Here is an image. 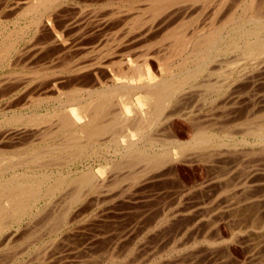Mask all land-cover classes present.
Returning a JSON list of instances; mask_svg holds the SVG:
<instances>
[{"label": "rangeland", "instance_id": "374dc122", "mask_svg": "<svg viewBox=\"0 0 264 264\" xmlns=\"http://www.w3.org/2000/svg\"><path fill=\"white\" fill-rule=\"evenodd\" d=\"M141 1L143 3H141L140 0H125V1L124 0L123 1L122 0H111V1L100 0V1L96 2L95 3L96 5L94 6V7H97V10L99 12L96 10L95 11L96 14H95V12H93L91 10V13H89V15H92V13H93V16H88V12H90V11L85 12L84 14H82L84 19H83V17H80L82 19V20L80 19L82 21L81 23H80V20L78 18L81 15V12L76 8L78 11H75L76 9L75 10L71 9V10H68L67 12H64L63 14H65V13L66 14L64 16L63 15L60 16L62 19H60V17H59V19H58L59 23L57 22L56 23L57 25L55 24L56 26L54 25L51 28V31L48 30V31L40 32L37 34L38 36L35 35V37H37V38H34V36H33L34 33L31 36V32H34V30H32L31 32H29L30 33L29 37L31 36L30 41H29V37H28V33H27V37L25 35L26 39L25 40L23 39L20 42V48L22 51L28 52L30 50L29 52H33L32 54H30L29 52L28 53L25 52V54L31 55L28 58L31 57L30 59H34V60H30L31 62L29 61V63H31V64H29V67L34 66L35 63L37 64L40 61H41L40 62L41 65L40 66L35 65V67L39 66V68H35V69H34V67H32V68L27 67V69L29 68L31 70L30 71L28 69V71H27V69H24V70L21 69L23 67V65H20L21 67L19 66L18 68H15L13 66L14 67V69H13L12 67L10 68L9 66H8L9 68H7L6 63L0 64V79H1L0 83L2 81L5 84V85L3 83H1L2 85L0 84L1 85L0 86V88H1L0 89V131L1 132H8L11 130H23V129H25V126H27V124H26L27 122H25V121L19 122V123L18 122L17 123L7 122V121H10V119H12L11 115L13 114V110H15L17 108L16 104L20 101L19 99L23 97V96L21 97L20 95L18 97V94H16L15 90H14V92H12L13 87H14L13 84L17 85V86L19 85V87L21 88V87H23L21 84V80H22V83L24 81L27 82V79L29 77L30 78H29L28 82L29 81L33 82L34 72L37 73V72H40L41 70H42V72H44V69H45L44 67L47 68L49 65H50L49 67L51 69L55 67V70H50V68L45 69V71L48 70V76H47V74H46V76H45V74L43 76L46 77V79H49L50 81L53 79H56V80L59 79V81L60 80L63 81L59 87L60 92L50 94L47 97H42V100L45 102L40 107L38 105L36 106L35 104H34V106L31 105L32 107L30 106V104L27 105V107L24 108L25 112L28 111L29 108H32V109L38 108L39 112H41L42 114L44 113L43 115H45V114L47 115L48 111L50 112V113L48 112V114L51 115L52 112L57 111L58 109L62 108L61 103H65V101H68L67 99H69V97L72 95L71 93L75 92L74 90H76V91L77 90L79 91V89H80V91L83 90V92H81V93L85 96L89 93H93V92H91L90 89H92V91H97L98 93L108 90L106 88V85L109 88V86H111L113 84L112 81L114 79H115L114 81L117 84H121L122 82H124V80L121 77L118 78L119 76H118V74H116V73H118L117 72L118 70L116 69L117 67H115L111 64H110L111 65L110 67L112 68V66H113V68H115L116 70L115 69L111 70L110 67H108V71H106L107 69H105V71H103L104 70L103 69L102 72L99 70V75H98L99 78L98 79L102 81V82L100 81L101 83H103L105 81V85H103L104 84L103 83L101 86L100 82H99L100 83L99 84L97 81H93V80H95V77H92V75L90 77V74L88 75L89 77L86 76L87 73H91L92 70H96L98 67H100L104 63L108 62L107 60H112V57L115 59V60L113 59L112 61L115 62L117 57L115 58L114 56H118L120 54V56L122 55L123 59L125 57V59H124L125 62H123V60H121V62H123V64H124L122 66L125 69H128V68H132V67L137 66L139 63L143 64V61H144L143 57L147 58L149 54H154V52L155 53L158 52L159 49L161 50L162 48L163 49L165 48V50H168V52H169L170 46H173L174 43L172 40H171V42L169 41L170 40L169 38H171V35H169V34L172 33L169 31V28H167V27L165 28V25L164 26H162V24L160 25V23L162 22L164 17L163 18L159 17L157 19H154L155 17L153 15H151L152 14L151 11L153 12V8L149 7V6L147 7V5L150 4V1H148L149 3L147 2V0H141ZM12 2L14 3L15 1L14 0H3V1L0 0V21H1L0 22V29H3V26H4V28L8 29V30L6 29L7 33L4 32L3 35H8L9 33H11L14 30V32H12V37L14 38V35H15L16 39H21L24 36L23 29L25 30V34H26V29H25L26 22L24 20H22L21 17L18 18V20H17V17H15V16L10 17V12H9L8 17H7V14H8L7 9L8 8H5V7H7V6L10 7L13 4ZM99 2H101V3H99ZM122 2H125V3H122ZM129 2L134 4V6L131 8H134L136 6L135 7L136 9L135 10L132 9L133 11H131V12H133V15H131V17L135 16L134 14H136V10L138 9L139 6H140V8L143 7L142 9L147 7L149 10L146 9L147 11H143L144 13L142 12L143 13L142 15H141V13L139 15H136L137 17H135V19L134 18L133 19L127 18V19H123L124 21L122 20V18L117 17V15L116 16L114 15V17H115L114 20L116 21V23L109 24V22H114L113 21L114 17L112 19H109V18L112 17L110 15H113V13L115 14L116 10H118L119 8H121V10H122V7L124 9L123 11H125V9L129 10L130 6L133 5ZM144 2H145V4H144ZM213 2L216 4H214ZM243 2H244V0H243ZM243 2H242V0H238V1L237 0H217V1L216 0H208L207 2H200V3L198 2L196 4L194 3L192 5V6H194V8L190 5V4H192V2H185V3H183L184 4L183 5L182 2L179 3V2H177V0H166V1H163L161 4L165 3V5L166 4L168 6L171 5L170 8L168 10H166L165 14L167 15L168 11L170 13V14L168 13L169 15H172V14L175 15L176 14L175 20H178L177 16H178V18H180V15L182 14V12H184L185 10H189V9L191 10L190 7L193 8L189 12V14H187V17L185 19L186 24L177 26L176 23H178L179 21H177L174 24V27L177 26L176 29L180 30V33H181L180 35L188 34L191 36L194 33V31L198 32L203 28H205L204 30L209 31L210 28H207V27L211 24L210 22H212V23L216 22L217 26H220V25H223V23L225 24L226 22H228L229 18H231V17L236 19L239 16V14L241 13L239 6ZM74 3L75 4L78 3L77 5L80 4L79 7L81 5H83V3L82 2L79 3V1H74ZM102 3H103V5L105 4V6H103ZM107 3L109 4V6L110 5L111 6L109 7ZM135 3H137V4H135ZM106 4H107V6H106ZM176 4L178 5V7ZM213 4H214V6L215 5L216 6L215 7L212 6ZM217 4H219L218 6L220 8L218 10L217 15L214 16L213 14H210V13H215V11L218 7ZM137 5H138V7H137ZM112 6L114 9L115 8H117V9H115V10L111 9ZM179 6H182V7H179ZM102 7H104V8L106 7V10L102 9ZM124 7H127V8H124ZM174 8H175V10H174ZM176 9H179L178 12ZM112 10H114V11H112ZM173 10L176 12L172 13L171 11H173ZM192 11L194 13V14L192 13L193 16H191ZM259 11L258 10L254 11V13L252 12L251 14H254V15L258 14V13L261 14V12H262L264 15V9L263 8H261ZM68 12L72 13V14H70L71 16L69 15ZM111 12H112V14H110ZM146 12L149 16L146 14ZM99 13L102 14L101 17H100ZM149 13H151V14H149ZM106 14H107V16H106ZM177 14H179V15H177ZM208 15H211V16L209 17ZM5 16H6V18H5ZM65 16H66V19L64 18ZM68 16L69 17L77 16L78 19L75 17L76 18V19L74 18L75 21H73L72 18L70 19V22L72 21V23L74 24V25L72 24L73 26L71 25V23L70 24L68 23L69 22ZM94 16H96L97 18L96 17L94 18ZM104 16L108 17V19L105 18L106 21L104 20V23H103L102 19H104ZM170 17L172 18L173 15ZM211 17H212V20H211ZM86 18H88V19H86ZM92 18H94V19H92ZM100 18H102L101 19L102 21L100 20ZM116 18H120V19L116 20ZM171 18H169L170 23H171V21H175L174 19H171ZM207 18H208V20H207ZM215 18L217 19L218 22L216 21ZM19 19H21V20H19ZM95 19H97V20H95ZM137 19L140 20V21L138 20V23L136 21ZM144 19L147 21L144 22L145 21ZM159 19L161 22L159 21ZM209 19H210V22L208 23V25H206L207 22H205V21H209ZM86 20H88V21H86ZM107 20H109V21H107ZM120 20H122V21H120ZM77 21H78V23H77ZM85 21L88 24H89V22H90V24L93 23L92 25L93 26L95 25V27H93L92 25L86 26L88 24ZM132 21H134V22H132ZM219 21H220V23H219ZM60 22H63L64 24L63 23L61 24ZM106 22L109 25H107ZM141 22L142 23L144 22V23L141 24ZM203 22H205L206 24H203ZM76 23L80 24V25L75 27L77 25ZM98 23H100V25ZM145 23L149 24L150 26L147 24L145 25ZM156 23H159V24H156ZM59 24L63 25L64 27L60 26L62 28H59L58 27ZM84 24L86 27H84ZM137 24H139V26ZM113 25H115V26H113ZM129 25H131L132 27ZM197 25L199 26V29H197L198 28ZM7 26H9V27H7ZM67 26H71V28L67 27ZM133 26H134V28H133ZM160 26H162V27H160ZM223 26H227V25H223ZM16 27H18V28H16ZM72 27H74L75 30ZM79 27L81 29H82V27H84L82 30L85 31V33L83 31L81 32V30L79 31L78 30ZM146 27H148L147 28L148 30L145 29ZM156 27H157V31L155 29ZM54 28L55 29L57 28V29L54 30ZM141 28L143 30L145 29L144 31H149L151 28H153L152 32L151 31L149 32V34L151 33L150 35H152V33H153V37L147 34L150 37L148 38L146 36H143V37H141V39L144 38L145 40L143 39L140 41L139 37L141 35H139V34L143 33ZM140 29H141V31H140ZM161 29H162V31H161ZM64 30H65V32H64ZM56 31L59 32L58 35H62V38L65 37L64 39L66 40V42H65V44L63 43L61 45H63L65 47L67 44L66 48H61L58 46H57L58 47L57 48L56 46H52L49 42H47L48 41L47 38H49V36L52 35L53 33H56ZM137 32H140V33H137ZM158 32L160 35L158 34ZM201 32H203V31H201ZM0 34H2V33H0ZM137 34H138V36H137ZM156 34H157V36L158 35L159 36L158 37L155 36ZM81 36L84 38L82 39ZM59 37H61V36H59ZM132 37H134V38H132ZM151 37H152V39H151ZM146 38H147V40H146ZM104 39L106 42L105 43H103V41L101 42V40H104ZM108 39L109 40L112 39L111 41H113L114 43L109 41ZM115 39H117V40H115ZM108 42H110V43H108ZM127 42H128V44H127ZM33 43H34V45L37 43V46L39 44H42V46L40 45V47H44V48L39 49V50L42 49V51H39L40 53L37 52L40 56L37 55L36 50L31 51V48L33 49V48L37 47V46L34 47ZM76 44H77V48H78V44H80L79 45L80 49L78 48L79 50L75 49L73 47V46L76 47ZM81 44H82V46H81ZM95 44H98L101 47L97 46ZM117 44L120 45V48L118 47L119 45H117ZM43 45H45V46H43ZM129 45L132 47H130ZM160 45H162V46L160 47ZM163 45L165 47H163ZM28 46H30V47H28ZM85 46H88V47L86 48ZM110 46L112 48H108ZM147 46H148V49H147ZM54 47H55V49H54ZM84 47L87 49L88 52L85 50ZM95 47H96V49H92ZM106 47H107L108 52H107V50H105ZM154 47H156V48H154ZM51 48H53L54 50ZM81 48L84 49L86 52H84V50H82ZM89 48H90V50H89ZM97 48H99V49H97ZM116 48H117L118 52L115 50ZM56 49L58 51H56ZM151 49H153V50H151ZM71 50H73V51H71ZM74 50H76V53H78V55L74 52ZM81 50H82V52H81ZM99 50H101L100 53H103V51L105 50L103 55L99 54V52H98ZM110 50L113 51V52H111V55L109 53ZM137 50H138V52H137ZM63 51H65V52H63ZM92 51L94 54L92 53ZM119 51H120V53H119ZM240 51L241 50L236 49V50L228 51L225 54L223 53L220 57L221 59L220 58L219 59H220V61H223L226 63H223V62L221 63L219 61V62H217V66H216V63H214L215 65L211 64V68H213V65L217 68L218 64L221 63L220 64L221 66L219 65L220 68L219 67L218 68L222 72L227 70L226 71L227 74L224 72V74H225L224 79L227 78L228 76L230 77V78L228 77L227 79H225L227 81H224V79L222 78L223 80L221 81V79H220V83H219L218 78H221L220 77L221 75L223 77L224 74L222 72H220L218 69L216 70V73L219 72L218 75L215 74V76L214 75H212L210 77L207 76V74L209 75V72H207L208 68H209V66H208L206 73L205 72H200V73L198 72L199 74L197 73V77H195V80H197V81L201 80L202 85L194 87L195 85H197V82H195V80L193 79L192 82H194L196 84L191 83V86H189V87H191V89L192 88L195 89L198 87L201 88V89L199 88V90H197V89L193 90L192 89L193 91H196L197 93L196 92L191 93L194 96H196V98H194V100L191 101V103H193V104H191L189 102V106L195 105V109H196L198 107V103H200L199 101L202 102V103H200L202 105V107L199 104L200 105L199 108L196 109V110H200V111H196L195 114L200 115L199 117H202V118H200V120L202 121V123L204 125H207V123H204V122L207 120L208 117H210L209 113L211 111V108L216 106V105L219 108L220 107L219 104L223 103V101H222L223 99H221L219 101V103H218V100H213V99H217L219 97L220 93H221V95L223 93H226L227 92L226 90H230L229 92H232L231 96L236 94L235 96L232 97V101L230 102V104H228V106H230V107L226 106L223 109H220V108L218 109L217 107H215L214 109L212 108V111H211L212 118L215 115L214 118H216V120L219 119L218 120V124H219L218 127L214 128L218 131H215L214 129H212V132L217 134L218 140H220L219 137L220 138L222 137L221 140H223L224 143L228 142V146L225 147L223 145L221 148L219 147L221 149L220 151L226 153V155H224V156H226L225 159H220L218 161V163H215L216 165L215 164L212 166L210 165L211 166L210 167V166L205 165V163L203 164V162L199 161V159L195 158L198 156L196 154H193V153H196V151H191V153L193 152L192 154L194 155L195 159L190 157L191 159H188L186 161L188 164L191 163V165H188L185 162H183V163L181 162L182 164L181 163L176 164L177 167H175V168H174V166H175L174 165L173 168L168 170V172L166 174L164 172H160L157 174L156 171H152V173L151 172L147 173V171L143 170L144 165H143V167H142V165L135 166L136 169L133 167L134 170H132L133 168H129V170H130V171L128 170L129 172L127 171V168L124 169V171L121 169L123 172L122 171L117 172V180H116L115 186L106 187V188H103L99 191L97 190V191H93L91 193L84 191L85 196H82L81 201H79L78 203H76L75 205H72V206L68 205V204H70V203H68L69 202L68 201V198H69L68 195L70 194L69 191H72V190L68 189L69 191L59 192L55 196L49 198L48 199L49 201H47V199L43 200V202L39 206L40 209L42 208L39 212L34 210L30 215L24 217L18 223L15 222V224H13L12 226H9L7 229H5V231L1 234L2 236H0V264H78V263L79 264H264V204H263L264 203V163H263L264 162V138L260 139V138L254 137V136H252L250 138V136L253 134H251L249 136V132L250 133L251 132L257 133V131L259 133L261 132L260 136H262V132H264V62L262 64L261 61L256 62V61H251V60H246V59L244 60L243 52L242 51L240 52ZM34 52H35L36 56H38V57H35ZM53 52H56V53H53ZM79 52H81L83 54V57L81 56L82 54H80ZM96 52H98V54H96V56H95L96 58H94V57L92 58L91 54L95 55ZM44 53H46V55ZM146 53H147V55H146L147 57L144 56ZM88 54L91 55V58H90V56L87 57ZM85 55H86V58H88V59L84 58ZM98 55H100L101 57L100 56L98 57ZM32 56H33V58H32ZM195 56H196V54L195 55L194 54H191V55L190 54H187V55L184 54L182 56V58L181 57H177L178 59L175 58L171 62L172 64H170V70L168 69L169 71L165 69L164 64L160 65V64H157L158 61L156 62V60H154V59H152V60L148 59V61H150V62H148V64L145 65L144 70L146 71L147 76L150 77V79H152V80H154L155 78H159L160 75L161 76L163 74L168 75L170 72L177 71L178 69L180 70V68L186 69V67H187V68H191V69L193 68L192 70H194V69H196L195 67H197L196 65L198 63L197 59H195L196 58ZM34 57L36 59L38 58V60L40 59V61H37ZM68 57H69V60H68ZM189 57H190L191 61L193 60L195 63L194 62L191 63L189 61L190 60ZM193 57H195V58H193ZM122 58L121 57L119 58V56H118L117 60L122 59ZM184 58H185V60H184ZM227 58H228V60H226ZM70 59L71 60L73 59V60L70 61ZM90 59H92V60L89 61ZM94 59H96V60L94 61ZM35 60H36V62H34ZM79 60H80V62H79ZM86 60H87V62L89 61L88 63L91 67L96 62L99 65L97 66V64H94L95 68L93 66V69H92L88 65V63H86ZM51 61L55 62L53 65L54 67L52 66L53 63L52 64L49 63V65L47 64L48 62H51ZM57 61H58V63H57ZM93 61H94V63H93ZM176 61H179V62H176ZM186 61L188 64L186 63ZM101 62H102V64H101ZM42 63H43V65H42ZM68 63H69V65H68ZM84 63L86 64V66ZM181 63H183V64L185 63L184 65L186 67H184L183 64L181 66L180 65ZM75 64L76 65L79 64V66H81L83 64L81 67H85L86 70H88V71L91 70L90 72H87L85 75L83 74L85 77H82V75L80 76L82 79L86 78V79H84V81L79 77L75 78L74 79L75 81H74V80H72L74 77H70V75H67L65 73L66 72V71H64L65 67H67V66L77 67V66H75ZM125 64H127V65H125ZM174 64H176L178 67ZM224 64H227V67L230 66L229 67L230 69L231 68H232V70L235 69V71H237V72L233 73V75H232V73L228 74V72H231L232 70L230 71V69L227 68L226 65H224ZM223 65H224V68L222 70ZM41 66H44V67H41ZM57 66H58V68L62 66L61 68L63 70L60 68L58 69ZM63 66H64V68H63ZM96 66H97V68H96ZM215 67H214V69H216ZM56 68H57V70H56ZM37 69H41V70L37 71ZM228 69H229V71H228ZM109 70H111V71H109ZM13 71H14V73H13ZM240 71H241V74H240ZM51 72H53L52 75L50 74ZM100 72L103 74H105V72H106V75L105 76L101 75ZM111 72H116V73L112 74ZM54 73L55 74L57 73V74L55 75ZM202 73L206 77L204 75L202 76ZM220 73H222V74H220ZM8 74H11V75L8 76ZM14 74H16V75L19 74V76H15ZM110 74H111V76L113 75L112 76L113 78L111 77L113 80L110 78ZM1 75H3V76H1ZM12 75H13L14 79H16V78L18 79V77H19L18 80L21 79L20 82L17 79L16 80L19 83H17L16 80H13ZM114 75H116V77ZM216 75L219 77H217ZM68 76L71 78V79L70 78H68V79H70L71 81H73L75 83H73V82L70 83V81L68 83V81H67L68 79H65V81H66L65 82L64 78L65 77L67 78ZM248 76H249V78L246 79V77H248ZM8 77L10 78V80L12 79V81H14V82L16 81V82L15 83L10 82ZM42 77H41V80L45 81L46 79H44V77L43 78ZM61 77L62 78L64 77V78L62 79ZM201 77L203 79L207 78L206 81L204 80L205 83L203 82V79ZM208 77L210 78V80ZM91 78H92V80H91ZM102 78H103V80H102ZM105 78L107 81L108 80H110V81L107 82L105 80ZM3 79H4V81H3ZM5 79H6V82H5ZM211 79L213 80V82H215L219 85L218 89L216 88L213 90H208L204 86L207 82H209V81L212 82ZM49 80H48V82H49ZM207 80H209V81H207ZM240 81H242V83ZM45 82L47 83V81H45ZM64 82H65V84L63 85ZM77 82H79V83H77ZM93 82H96V83H93ZM11 83H12V86H11ZM97 83L99 84V86ZM198 83H200V81ZM93 86H94V89H97V90H94L92 88ZM104 86H105V88H104ZM230 86L231 87L233 86V87L230 88ZM189 87H187L186 90H188L190 93L191 89ZM202 87H205V88H202ZM220 87H221V89H220ZM222 88L225 90L224 92H223ZM219 89H220V91H219ZM6 90H8V92ZM84 90H86V93ZM87 90H88V92H87ZM216 90H218V93L219 92L220 93L218 94L217 92H215ZM234 90H235V92H234ZM188 91H186V92H188ZM210 91L211 92L214 91V92L211 93ZM198 92L200 93L201 96L199 95ZM59 93H61V94H59ZM208 93H209V95H208ZM52 95L53 96L55 95V96L53 97ZM197 95H199V98L202 97L203 100L205 101V103L203 100H200L197 97ZM203 95L205 96V99H207L208 101L210 99H212L213 101L212 100L209 101L210 103L207 102V100L204 99ZM48 97L49 98L51 97V98L48 99ZM125 97H126V99L130 98L129 95H124L122 97V99H124ZM215 97H217V98H215ZM45 98H47V99H45ZM55 98L57 101L55 100ZM195 99H197L196 102H195ZM214 101L216 104H214ZM10 102H11V104H10ZM14 102H17V103L15 104ZM220 102H222V103H220ZM14 104H15V106L12 107ZM205 104H212V105H210L211 107L208 108L209 105H205ZM9 105L10 106L12 105L11 108L9 107ZM254 106H256V107H254ZM191 107H193V106H191ZM222 107H223V105H222ZM253 107H254V109L256 108V110H254ZM70 109H72V107ZM209 109H210V111H209ZM50 110H52V111H50ZM214 110H218V113H217V111L215 113ZM220 111H221L220 114L223 117L219 114ZM252 112H253V114L256 113L257 115L260 114L261 117H260V115H259V117H257L256 114H255L256 115V117H255V115H253ZM231 113L232 114L234 113V114L231 117H228L231 115ZM227 114H230V115L227 116ZM217 115L220 117H217ZM224 116H227V117H224ZM203 117H205V118H203ZM47 119L44 120L45 123L42 124V126H41L43 129H45V128L47 129V127H48L47 125H49L48 122L46 121ZM176 119L178 121L175 122ZM176 119L174 120L175 123H173V121L172 122L170 121L168 126H170V129L172 127L173 128L171 129V131L168 129V131H166V132H168L169 135H171L170 132L172 133L173 130L174 131L176 130L179 135L183 136V140H190V138L187 136L189 135V132H190L189 129L191 130V128H190L191 125L189 124V126L187 128L186 122L183 123V120L180 118H176ZM203 119H204V121H203ZM220 119H222V121ZM180 121H182V122H180ZM220 121L222 123H224V125L226 124L225 125V126H227L226 130L223 129V127L225 128V126L222 125ZM231 122H234V123L232 124ZM227 124L230 126H228ZM231 124H232V126H231ZM258 125H259V129L256 128ZM11 127L14 129H12ZM261 127H262V129H261ZM251 128H253L254 130H252ZM221 129L224 132L219 131ZM245 129H247V130H245ZM249 129H251V130H249ZM230 130L232 131L231 132L232 135L230 134ZM248 130H249V132H248ZM185 131L186 132L189 131V132L186 133ZM228 131H229V133H228ZM245 131H246V134H248V136L245 134ZM217 132H219V133H217ZM226 132L229 134L230 139H229V136L227 135ZM225 133H226V135H225ZM259 133H258V135H259ZM218 134H219V137H218ZM233 134H234V136H233ZM263 137H264V133H263ZM21 138H24V137H21ZM223 138H225V139H223ZM226 138H228V139H226ZM50 140H53V139H50ZM54 140L56 142L57 139L54 138ZM241 140H242V142H240ZM244 140H246V141L244 142ZM259 140L260 141L262 140V141L260 142ZM101 141L99 142V144L104 145L105 143L109 142L110 139H109V137H107L106 141H105V139L102 142ZM247 141L249 144L247 143ZM49 142H50V144H49ZM237 142H239V143H237ZM44 144L47 147H49L48 145H50V147H51L53 145V141L41 142L38 148H41V150H45V148L47 149V147H43ZM229 144L232 145L233 148ZM225 145H227V144H225ZM235 147H237V148H235ZM238 147H239V149H238ZM227 148H232L234 151L232 149H229L230 150V153H229V150L227 151ZM99 150H96L99 153L98 155L93 154V156H91L92 160L88 159L90 161L85 160L81 163L83 164V163L88 162V166H91V167L94 166L93 170L102 178L104 176V173H102L100 171L101 167L98 165L101 162L103 163V160L101 161L100 155H102V156L106 155L109 157L112 155L110 154V152H106V151L101 152V150L100 151ZM27 151H28V149L23 150L22 153L18 152L19 154L16 153L15 156L13 155L10 157L11 158L13 157V160H15L17 162L18 157H16V156H18V155L21 156L22 154L27 153ZM217 151L219 152V150H217ZM225 151H227V152H225ZM90 152H93V151H90ZM231 152H232V154L235 152L234 155H232ZM238 154H241V155L238 156ZM230 155H232V156H230ZM96 156H98V157H96ZM0 157L4 158L7 156H3V154H1ZM3 158H0V160H2ZM20 158H22V157H20ZM237 159H240V160H237ZM242 159H244L243 162L241 161ZM9 160L12 161V159H9V158L5 161L9 163ZM20 160L21 159H19V161ZM192 160H194L195 162ZM197 160H198V162H197ZM221 160H222V162H221ZM223 160H225V161H223ZM15 161H12V162L15 163ZM226 161H227V163H226ZM236 161H238V163L240 162V167H238L239 164ZM254 163H255V165H254ZM82 164H76L74 167L75 168L81 167ZM236 165H237L238 170L236 169L234 171V173H232V171L235 169V168L233 169V167H235ZM17 168H22V167L17 166ZM140 168L142 169V171L145 172V173L143 172L144 175L139 173V171L141 172ZM44 170L41 171L42 174L44 173ZM54 170L56 171L58 169H54ZM171 170H173V171L169 172ZM174 170H176V171H174ZM45 171L49 172V170H45ZM135 171L137 172V176L135 175L136 174ZM130 172H134L133 174L131 173L132 177L130 176L131 174H129ZM121 173H123V174L128 173L130 178L128 177V175L124 176L123 174L119 176V174H121ZM228 173H230V174H228ZM5 174L6 175H3V176H8L10 174V172L7 171V173L5 172ZM145 175L147 176V179H146ZM121 176H123V177H121ZM133 176L136 177V179H138L139 177L140 178L138 179V181L134 179V182H133L132 181L134 178ZM157 176H159V178ZM219 176H221V177H219ZM119 177H121L122 180L124 178H125L124 180H126V179H128V180H126V181L123 180L124 184H122L123 183L122 180H121V183H119L120 182ZM151 177H152V179H151ZM160 177H164V178H160ZM234 177H235V179H234ZM239 177H242V178H239ZM221 180L223 181V183L220 182ZM233 180L234 181L236 180L238 182H236V181L234 182ZM145 182H146V184H145ZM239 182H241V183H239ZM126 183L128 184V186ZM234 184L236 185V188H235ZM130 186L131 187L133 186V187L131 188ZM140 186H141V188H140ZM243 186H245V187H243ZM239 188H241V189H239ZM241 190H244V191L242 192ZM246 190H248V191H246ZM226 191H228V193ZM236 192H238V194ZM106 193H108V194H106ZM66 197H67V200H66ZM54 198H55V200H54ZM63 200H64V202H63ZM46 201L48 202V204ZM61 201L63 202V205H62ZM228 202H229V204H228ZM248 204L249 205L252 204L251 205L252 207L249 206ZM231 205H234V207L236 206L235 208H232L233 209L232 211L230 208L233 206H231ZM218 207H220V208H218ZM57 208H59L58 209L59 211L57 210ZM247 209L249 212L247 211ZM66 211H67V213H65ZM216 211L218 212V214L216 213ZM228 211L230 212V215H229ZM231 212L233 213V215ZM235 212H237V213H235ZM57 213H58V216H57ZM60 213H61V215H64V213H65V215L61 216ZM222 213H224V214H222ZM219 214L221 216H219ZM216 215H217V217H216ZM228 216H230L231 218H229ZM60 219H61V221H60ZM213 221H215V223ZM211 222H213V223L211 224ZM27 225H28V227H27ZM8 229H9V231H8ZM262 231H263V233H262ZM255 232H257V233H255ZM19 233H20V235H19ZM32 233H34V234H32ZM248 233H249L250 237H249ZM27 235H29V236H27ZM254 240H256L255 243H254ZM58 241H59V243H57ZM212 244H214L213 247H212ZM216 244L217 245L219 244L218 248H217V246H215ZM208 248H210V250H207ZM205 250L209 251V252H206ZM196 257H198V258H196ZM191 260H193V261H191Z\"/></svg>", "mask_w": 264, "mask_h": 264}, {"label": "bare ground", "instance_id": "6f19581e", "mask_svg": "<svg viewBox=\"0 0 264 264\" xmlns=\"http://www.w3.org/2000/svg\"><path fill=\"white\" fill-rule=\"evenodd\" d=\"M3 1V0H2ZM15 2L10 6V7H5V8H8V14H7V17L9 15V12H10V17L12 16H15L17 17V20L18 18H22V20H24L26 22V25H25V29H26V34H25V30L23 29L24 31V36L21 38V39H16L15 38V33L13 34L14 35V38L12 37V32H14V30L9 33L8 35H3L4 32L7 33V28H4L3 26V29H0V64H5L7 65V68H18L20 65H23V67L21 69H27V67H29V61L30 60H34V59H30L28 58L29 56L31 55H27L25 54L26 51H22L21 48H20V42L24 39H26L27 37V33H28V37H29V32H31L32 30H34V32H31V36L33 34L34 38H37L35 37V35H37L38 33L40 32H44V31H48L50 30L51 31V28L58 22L59 23V17L60 16H64L65 14H63L64 12H67L68 10H71V9H78L80 12H81V15L78 17L79 20L81 19L80 17H83L82 14H84L85 12L87 11H90L88 12V16H93V13L92 15H89V13H91V10L93 12H95L97 10V7H94L96 4V2L100 1V0H14ZM74 1H79L83 3V5H81L79 7V5L75 4ZM107 1V0H106ZM111 1V0H109ZM123 1V0H122ZM125 1V0H124ZM150 1V4L147 5V7H152L153 8V12L151 11V15H153L155 18L154 19H157L159 17L163 18L164 19L162 20V22H159L160 25L162 24V26L165 25V28H169V31L172 32L171 34V38H169L170 42L171 40L173 41L174 45L173 46H170V51L168 52V50H165V48L163 49H159L158 52H154V54H149L148 57L146 56L147 53L144 55L146 56L147 58L143 57L144 58V61H143V64H138L137 66L135 67H132V68H128V69H125L122 65L125 59L122 58V55L120 56V54L118 55L119 58L121 57L122 59H118V56H114L116 58V61L113 62L112 60L114 59L112 57V60H107L108 62L104 63L103 65H101L100 67L97 68V66L99 64L94 63V61L96 59H94L93 63L94 64H97L96 66V70H86L85 67H81L78 65L75 64V66L77 67H74V66H67L64 68V71H66L65 73L67 75H70V77H74L72 80H74L75 78L79 77L81 78L80 76L82 75V77H85L84 75L87 73V72H90L91 73H87L86 76L89 77L88 75L90 74V77L92 75V77H95V80L93 81H97L98 83L101 81L99 80L98 78V75H99V70L102 72L105 71V69H107L106 71H108V67H110L111 65L117 67L116 69L118 70L116 72H111L112 74L113 73H116L118 74V78H122L124 80V82H122L121 84H117L112 78L111 74H110V78L113 80L112 81V85L109 86V88L107 87L106 85V88L108 90L104 91V92H97V91H92L93 93H89L87 95H83L81 92H83V90L79 91L77 90H74L75 92L74 93H71L72 95L69 97V99H67L68 101H65V103H61L62 104V108L60 109H56L57 111H53L50 114H48L47 112V115H43L41 112L38 111V108H35V109H32V108H29L28 111H24V108L27 107V105L30 104L34 106V104L37 106H41L43 105V103L45 101L42 100V97H47L49 96L50 94H54L56 92H60L59 91V87L61 85V83L63 81H59V79H53V80H49V79H46V77H44L43 75L47 74L48 76V70L45 71V69H49L50 64H52V66L54 65V61H51V62H48L47 65L48 67H44V66H41V67H44V72H42L41 69H37V71H40V72H34V80L33 82L32 81H29V78L27 79V82H23L22 83V80H21V84L23 87H19V85H14L13 84V91L15 90L16 94H18V97L19 95L22 97L20 98L19 102H14L17 106V108L15 110H13V114L11 115L12 119H10V121H7V122H12V123H19V122H27V126H25V129L23 130H11V131H8V132H1L0 131V153L3 154V156H7V157H0V158H3L2 160H0V236H2L1 234L5 231V229H7L9 226H12L13 224L18 223L19 221H21L24 217L30 215L34 210H36L37 212H39L41 209L39 208L40 204L43 202V200H46L49 201L48 199L55 196L57 193L59 192H65V191H69V190H72V191H69L70 194L68 195V205L72 206V205H75L76 203H78L79 201H81V198L82 196H85L84 194V191L85 192H88V193H91L93 191H99L103 188H106V187H113L116 185V180H117V172L118 171H124V169L127 168V171L129 170V168H135V166H139V165H144V168L143 170L147 171V173L151 172L152 171H156L157 174L160 173V172H164L165 174L168 172V170H170L171 168H174L177 167L176 164H179V163H187L186 161L188 159H191L190 157L194 158V155L193 154H196L198 155L197 159H199V161L203 162V164L205 163V165L207 166H212L214 165L215 163H218V161L220 159H225L226 156V153L220 151L221 147L224 145L225 147L228 146V142L224 143L223 140H221V138L219 137V134H218V137L220 140H218L217 138V134L212 132V129L218 127V120H216L215 115L214 117L212 118L211 116V111H212V108L214 109L215 107L218 108V106H214L211 108V111L209 113L210 117L207 118V120L204 122V123H207V125H204L202 123V121L200 120V118L202 117H199L200 115H197L195 114L196 111H200V110H196L197 108H199V106L201 105L200 103H202L201 101H199L200 103H198V107L195 109V105H191L189 106V102L191 103L192 100H194V98H196V96H194L193 94L191 93H195L196 91H193L195 89L199 90L200 87L198 88H195V89H191V83H194L192 82V80L194 79L195 80V77H197V73L199 72H205L207 71V68H208V71L209 72V75L207 74V76H212L215 74L218 75V73H216V70L220 68V64L223 62V61H220V57L221 55L224 53H227L228 51H231V50H241L243 52V57H244V60H251V61H261L262 64L264 62V15L263 13L261 12V14H251L252 12L254 13V11H259L261 8L264 9V0H242V4L239 6L240 10H241V13L239 14V16L235 19V18H229V21L226 22L225 24L223 23V25H227V26H223V25H220V26H217L216 22H210V19L209 21H205L207 22V24L205 22H203V24H206L208 25V23L210 22L211 24L207 27V28H210L209 31H206L204 30L205 28L201 29L200 31H194V33L190 36L188 34H185V35H180V30L179 29H176L177 26L179 25H183V24H186V17H187V14H189V12L194 8V6H192L194 3H200V2H207L208 0H177V2H182L185 3V2H192V4H190L192 7L191 10H185L184 12H182V14L180 15V18H178L177 16V19L178 20H175L176 18V14H172L173 17L171 18L170 16L172 15H169V11L167 13V15L165 14L166 13V10H168L170 8L171 5H165L164 4H161L163 1H166V0H147V2ZM217 1V0H216ZM238 1V0H237ZM128 2V1H127ZM141 3H143L141 0H140ZM228 2V1H227ZM231 2V1H230ZM101 3V2H99ZM122 3H125V2H122ZM131 3V2H129ZM149 3V2H148ZM169 3V2H168ZM178 3V4H179ZM212 3V2H211ZM214 3V2H213ZM218 3V2H217ZM2 4V3H1ZM108 4V3H107ZM106 4V6H107ZM111 4V3H110ZM133 4V3H131ZM137 4V3H135ZM145 4V2H144ZM181 4V5H182ZM216 4V3H214ZM214 4L212 6H214ZM9 5V4H8ZM100 5V4H99ZM103 5V3H102ZM113 5V4H112ZM140 5V4H139ZM177 5V4H176ZM184 5V4H183ZM189 5V6H190ZM209 5V4H208ZM211 5V4H210ZM219 4H217L218 6ZM221 5V4H220ZM105 6V4L103 5ZM109 6V4H108ZM111 6V5H110ZM109 6V7H110ZM119 6V5H118ZM124 6V5H123ZM133 5L130 6L133 7ZM188 6V7H189ZM216 6V5H215ZM214 6V7H215ZM129 7V6H128ZM136 7V6H135ZM129 8L128 9H125V11H123V7H122V10L121 8H119L118 10H116L115 14L113 13V15H110L112 16L111 18L109 19H112L114 17V15L117 17H120L123 19H127V18H134L137 17L136 15H139L141 13V15L144 13L143 11H147L149 10L147 7H145L144 9L140 8V6L138 7V9L136 10V14H134L135 16L134 17H131V15H133V10H135L136 8ZM178 7V5H177ZM179 7H182V6H179ZM198 7V6H197ZM2 8V7H1ZM124 8H127V7H124ZM173 8V7H172ZM219 6L217 7L215 13H210V14H213L214 16L217 15L218 13V10H219ZM75 10V11H78V10ZM102 9L106 10V7H102ZM111 9H114L113 6ZM117 9V8H115ZM114 9V10H115ZM133 9V10H132ZM147 9V10H146ZM180 9V8H179ZM179 9H176L177 12ZM184 9V8H183ZM211 9V8H210ZM6 10V11H7ZM112 10V11H114ZM171 10V9H170ZM175 10V8H174ZM173 10V11H174ZM196 10V9H195ZM206 10V9H205ZM214 10V9H213ZM212 10V11H213ZM74 11V12H75ZM98 11V10H97ZM101 11V10H100ZM111 11V10H110ZM171 11L172 13H175L176 11ZM197 11V10H196ZM209 11V10H208ZM99 12V11H98ZM143 12V13H142ZM260 12V11H259ZM69 13V12H68ZM67 13V14H68ZM108 13V12H107ZM154 13V14H153ZM193 11L191 12V16L192 15ZM196 13V12H195ZM222 13V12H221ZM233 13V12H232ZM231 13V14H232ZM72 14V13H69V15ZM96 14V12H95ZM100 14V13H99ZM109 14V13H108ZM112 14V12L110 13ZM147 14V12H146ZM164 14V15H163ZM194 14V13H193ZM77 15V14H76ZM79 15V14H78ZM102 14H100V17H101ZM148 15V14H147ZM179 15V14H177ZM219 15V14H218ZM67 16V15H66ZM66 16L64 17L66 19ZM71 16V15H70ZM99 16V15H98ZM107 16V14H106ZM104 16V19L100 18V20L102 19L103 20V23H104V20L106 21L105 18L108 19V17ZM109 16V15H108ZM109 16V17H110ZM149 16V15H148ZM209 17L211 15H208ZM207 16V17H208ZM237 16V15H236ZM235 16V17H236ZM9 17V18H10ZM69 17V16H68ZM77 18V16H75ZM73 17H69V24L71 23V25L73 24L72 21L70 22V19L72 18L73 21L74 18ZM96 16H94L95 18ZM140 17V16H139ZM6 18V16H5ZM75 18V19H76ZM77 18V19H78ZM91 18V17H90ZM92 18V19H94ZM97 18V17H96ZM120 18H116L117 19H120ZM141 18V17H140ZM149 18V17H148ZM169 18L171 19H174L175 21H171V23L169 22ZM190 18V17H189ZM226 18V17H225ZM14 19V18H13ZM60 19H62L60 17ZM84 19V17H83ZM88 19V18H86ZM115 17L113 18V21L114 22H109V24H114L116 23V21L114 20ZM131 19V20H132ZM216 19V18H215ZM223 19V18H222ZM16 20V19H15ZM16 20V21H17ZM21 20V19H19ZM82 20V19H81ZM80 20V23L82 22ZM97 20V19H95ZM94 20V21H95ZM101 20V21H102ZM120 20V21H122ZM138 20L137 19V23H138ZM145 20V19H144ZM150 20V19H149ZM148 20V21H149ZM206 20V19H205ZM208 20V18H207ZM211 20H212V17H211ZM88 21V20H86ZM85 21V22H86ZM109 21V20H107ZM111 21V20H110ZM124 21V20H123ZM135 21V22H136ZM140 21V20H139ZM147 20H145L144 22H146ZM177 21H179L178 23H176ZM217 21V19H216ZM1 22V21H0ZM6 22V21H5ZM8 22V21H7ZM19 22V21H18ZM24 22V23H25ZM64 22V21H63ZM63 22H60L61 24ZM66 22V21H65ZM134 22V21H132ZM143 22V23H144ZM150 22V21H149ZM152 22V21H151ZM156 22V21H155ZM154 22V23H155ZM218 22V21H217ZM75 23V22H74ZM78 23V21H77ZM76 23V24H77ZM87 23V22H86ZM96 23V22H95ZM101 23V22H100ZM100 23H98L100 25ZM107 23V22H106ZM105 23V24H106ZM126 23V22H125ZM140 23V22H139ZM141 22V24H143ZM148 23V22H147ZM145 23V25L147 24ZM159 23H156V24H159ZM177 24V26L174 27V24ZM189 23V22H188ZM220 23V21H219ZM11 24V23H10ZM64 24V23H63ZM75 24V25H76ZM88 24V23H87ZM90 24V22H89ZM86 25V26H91L92 24L90 25ZM107 23V25H109ZM127 24V23H126ZM129 24V23H128ZM135 24V23H134ZM133 24V25H134ZM152 24V23H151ZM169 24V25H168ZM202 24V25H203ZM14 25V24H13ZM57 25V24H56ZM55 25V26H56ZM74 25V24H73ZM72 25V26H73ZM80 24H77L75 27L79 26ZM117 25V24H116ZM119 25V24H118ZM139 26V24H137ZM149 25V24H147ZM168 25V26H167ZM199 25V24H198ZM197 25V26H198ZM15 26V25H14ZM18 26V25H17ZM20 26V25H19ZM24 26V25H23ZM60 26H63V25H60L59 24V28H62ZM85 24H84V27H86ZM93 26V25H92ZM115 26V25H113ZM131 26V25H129ZM128 26V27H129ZM144 26V25H143ZM150 26V25H149ZM160 26V27H162ZM204 26V25H203ZM9 27V26H7ZM57 27V28H58ZM64 27V26H63ZM67 27H70L71 26H67ZM66 27V28H67ZM82 27V29L84 28ZM95 27V25L93 26ZM103 27V26H102ZM124 27V26H123ZM126 27V26H125ZM132 27V26H131ZM145 27V26H144ZM18 28V27H16ZM33 28V29H32ZM56 28V29H57ZM74 28V27H72ZM97 28V27H96ZM101 28V27H100ZM111 28V27H110ZM134 28V26H133ZM143 28V27H142ZM141 28V29H142ZM148 27H146L145 29H147ZM164 28V27H163ZM7 29V30H6ZM54 28V30H56ZM65 29V28H64ZM77 29V28H76ZM80 27H79V31L81 30V32L83 31ZM140 29V31H141ZM144 29V30H145ZM150 29V28H149ZM152 29L151 28L149 31H143V33H140V32H137V33H140L139 35H141L139 38H140V41L143 40L144 38L141 39V37L143 36H146V37H150L152 36L153 37V33L152 35L149 34V32L151 31L152 32ZM156 31H157V27L155 28ZM183 29V28H182ZM181 29V30H182ZM199 29V26L198 28ZM59 30V29H58ZM57 30V31H58ZM67 30V29H66ZM75 30V28H74ZM86 30V29H85ZM103 30V29H102ZM108 30V29H107ZM164 30V29H163ZM185 30V29H184ZM22 31V32H23ZM53 31V30H52ZM56 33H53L52 35L49 36V38H47V42H49L52 46H58V47H61V48H66V46L64 47L63 45L61 44H65L66 40L64 38H62V35H58L59 32ZM104 31V30H103ZM139 31V30H138ZM162 31V29H161ZM186 31V30H185ZM203 31V32H201ZM10 32V31H9ZM65 32V30H64ZM85 33V31H83ZM145 32V33H144ZM79 33V32H78ZM130 33V32H129ZM50 34V33H49ZM76 34V33H75ZM74 34V35H75ZM83 34V33H82ZM103 34V33H102ZM123 34V33H122ZM150 36H148V35ZM159 34V32H158ZM191 34V33H190ZM26 35V37H25ZM79 35V34H78ZM84 35V34H83ZM107 35V34H106ZM116 35V34H115ZM160 35V34H159ZM158 35V36H159ZM168 35V36H169ZM188 35V36H187ZM31 36L29 37V41L31 40ZM38 36V35H37ZM61 36V37H59ZM69 36V35H68ZM71 36V35H70ZM85 36V35H84ZM103 36V35H102ZM138 36V34H137ZM157 36V34L155 35ZM154 36V37H155ZM157 36V37H158ZM79 37V36H78ZM86 37V36H85ZM106 37V36H105ZM151 37V39H152ZM156 37V38H157ZM81 38L83 39L84 37L81 36ZM104 38V37H103ZM115 38V37H114ZM113 38V39H114ZM134 38V37H132ZM131 38V39H132ZM155 38V39H156ZM64 39V40H63ZM96 39V38H95ZM163 39V38H162ZM161 39V40H162ZM109 40V39H108ZM107 40V41H108ZM112 39H110L109 41H111ZM117 40V39H115ZM125 40V39H124ZM145 40V39H144ZM147 40V38H146ZM45 41V40H44ZM80 41V40H79ZM100 41V40H99ZM103 41V43H105V39L104 40H101V42ZM129 41V40H128ZM135 41V40H134ZM139 41V40H138ZM149 41V40H148ZM39 42V41H38ZM41 42V41H40ZM113 42V41H111ZM124 42V41H123ZM145 42V41H144ZM147 42V41H146ZM166 42V41H165ZM164 42V43H165ZM168 42V41H167ZM31 43V42H30ZM45 43V42H44ZM77 43V42H76ZM110 43V42H108ZM107 43V44H108ZM114 43V42H113ZM126 43V42H125ZM135 43V42H134ZM139 43V42H138ZM163 43V42H162ZM29 44V43H28ZM48 44V43H47ZM73 44V43H72ZM128 44V42H127ZM25 45V44H24ZM32 45V44H31ZM40 45L42 46V44H39L37 46V43L34 45L33 43V46H37L35 48H31V51H35L36 50V53L39 52V51H42L39 50L40 48H44V47H40ZM80 44H78V48L80 49L79 47ZM97 46H100L98 44H95ZM119 45V44H117ZM32 46V47H33ZM45 46V45H43ZM82 46V44H81ZM84 46V45H83ZM94 46V45H93ZM105 46V45H104ZM107 46V45H106ZM113 46V45H112ZM127 46V45H126ZM125 46V47H126ZM130 46V45H129ZM136 46V45H135ZM138 46V45H137ZM152 46V45H151ZM159 46V45H158ZM162 45H160L161 47ZM30 47V46H28ZM57 47V48H58ZM75 49H78L77 48V44H76V47L73 46ZM86 48L88 46H85ZM84 47V48H85ZM90 47V46H89ZM92 47V46H91ZM101 47V46H100ZM99 47V48H100ZM120 48V45L118 46ZM132 47V46H130ZM163 47H165L163 45ZM27 48V47H26ZM60 48V49H61ZM68 48V47H67ZM71 48V47H70ZM73 48V49H74ZM83 48V47H82ZM81 48V49H82ZM85 48V50L87 51V49ZM97 48V49H99ZM108 48H112L111 46L108 47ZM118 48V49H119ZM156 48V47H154ZM153 48V49H154ZM53 49V48H51ZM55 49V47H54ZM53 49V50H54ZM72 49V48H71ZM78 49V50H79ZM92 49H96L95 48H92ZM91 49V50H92ZM126 49V48H125ZM147 49H148V46H147ZM151 49V50H153ZM44 50V49H43ZM84 50V49H82ZM81 50V52H82ZM84 50V52H86ZM90 50V48H89ZM107 50V47L106 49ZM104 50V51H105ZM114 50V49H113ZM117 51V48L115 49ZM30 51V50H29ZM28 51V52H29ZM56 51H58L56 49ZM68 51V50H67ZM73 51V50H71ZM94 51V50H93ZM92 51V53H93ZM103 51V53H104ZM240 51V52H241ZM26 52V53H28ZM65 52V51H63ZM74 52L76 53V50H74ZM81 52H79L80 54H82ZM88 52V51H87ZM100 55H103V53H100L101 50L98 51ZM98 52L95 53V55L91 54L92 55V58H96V54H98ZM108 52V50H107ZM111 51L110 50V55H111ZM118 52V51H117ZM135 52V51H134ZM138 52V50H137ZM150 52V51H149ZM236 52V51H235ZM30 54H32L33 52H29ZM40 53V52H39ZM53 53H56V52H53ZM70 53V52H69ZM120 53V51H119ZM164 53V54H163ZM46 55V53H44ZM50 54V53H49ZM74 54V53H73ZM78 55V53H76ZM86 54V53H85ZM162 54V55H161ZM184 54H196V58L197 59V67H195L196 69L192 70L191 68H187L183 63H181L180 65L182 66V64L184 65V67H186V69L184 68H180V70L178 69L177 71H173V72H170L168 75H160L159 78H155L154 80L150 79V77L147 76V73L146 71L144 70V67L145 65L148 64V59L152 60H156L157 64H164L165 65V69L166 70H170V64H172L171 62L177 58V57H181L184 55ZM242 54V53H241ZM34 55L35 57H38L40 56L38 53L36 56L35 52H34ZM53 55V54H52ZM51 55V56H52ZM71 55V54H70ZM91 55L88 54L87 57L90 56L91 58ZM98 55V57L100 56ZM109 55V54H108ZM67 56V55H66ZM83 57V54L81 55ZM80 56V57H81ZM113 56V55H112ZM125 56V55H124ZM34 57V58H35ZM61 57V56H60ZM64 57V56H63ZM62 57V58H63ZM101 57V56H100ZM103 57V56H102ZM33 58V56H32ZM44 58V57H43ZM51 58V57H50ZM67 58V57H66ZM73 58V57H72ZM86 58V55L85 57ZM192 58V57H191ZM220 58V59H219ZM36 59V58H35ZM42 59V58H41ZM48 59V58H47ZM54 59V58H53ZM64 59V58H63ZM74 59V58H73ZM72 59V60H73ZM88 59V58H86ZM99 59V58H98ZM178 59V58H177ZM190 59V57H189ZM37 61H40V59L38 60V58L36 59ZM36 60L34 62H36ZM56 60V59H55ZM62 60V59H61ZM65 60V59H64ZM63 60V61H64ZM68 60H69V57H68ZM70 59V61H72ZM81 60V59H80ZM79 60V62H80ZM92 59H90L89 61H91ZM115 60V59H114ZM121 60H123V62H121ZM183 60V59H182ZM185 60V58H184ZM228 60V58L226 59ZM88 61V62H89ZM101 61V60H100ZM191 63L194 62L193 60L191 61V59L189 60ZM221 62L220 64H218V67L216 68L214 65V63H216V66H217V62ZM231 61V60H230ZM31 62V61H30ZM41 62V61H40ZM40 62H38L37 64L33 63L34 66V69L35 68H39V66L41 65ZM43 62V61H42ZM46 62V61H45ZM67 62V61H66ZM87 60H86V63H88ZM99 62V61H98ZM141 62V61H140ZM176 62H179V61H176ZM184 62V61H183ZM250 62V61H249ZM248 62V63H249ZM58 63V61H57ZM76 63V62H75ZM78 63V62H77ZM92 63V62H91ZM187 63V61H186ZM190 63V64H191ZM195 63V62H194ZM223 63H226V62H223ZM255 63V62H254ZM32 64V65H33ZM85 64V63H84ZM93 64V66H94ZM102 64V62H101ZM111 64V65H110ZM188 64V63H187ZM211 64H214L213 65V68H211ZM258 64V63H257ZM35 65H39V66H36ZM43 65V63H42ZM46 65V64H45ZM57 65V64H56ZM55 65V66H56ZM60 65V64H59ZM58 65V66H59ZM69 65V63H68ZM89 65V63H88ZM127 65V64H125ZM129 65V64H128ZM151 65V64H150ZM176 65V64H174ZM195 65V64H194ZM220 65V66H219ZM226 65L227 67V64H224ZM224 65L222 66V70L224 68ZM9 66V67H8ZM14 66V67H13ZM57 66V68H58ZM86 66V64H85ZM90 66V65H89ZM93 66L91 67L93 69ZM112 66V68H113ZM177 66V65H176ZM175 66V67H176ZM258 66V65H257ZM21 67V66H20ZM31 67V66H30ZM29 67V68H30ZM31 67V68H32ZM40 67V68H41ZM54 67V66H53ZM62 67V66H61ZM61 67H59L60 69H62ZM128 67V66H127ZM130 67V66H129ZM178 67V66H177ZM180 67V66H179ZM214 67L216 69H214ZM230 66H228L227 68H229ZM255 67V66H254ZM260 67V66H259ZM262 67V66H261ZM28 68V69H29ZM56 68V70H57ZM58 68V69H59ZM88 68V67H87ZM95 68V66H94ZM111 68V67H110ZM111 70H114L115 68H113ZM174 68V67H173ZM263 68V67H262ZM261 68V69H262ZM4 69V68H3ZM20 69V68H19ZM18 69V70H19ZM27 69V71H28ZM115 69V70H116ZM230 69V68H229ZM228 69V71H229ZM9 70V69H8ZM11 70V69H10ZM30 70V69H29ZM50 70H55V67L54 68H50ZM63 70V69H62ZM109 70V71H111ZM168 70V71H169ZM174 70V69H173ZM232 70V68L230 69V71ZM258 70V69H257ZM31 71V70H30ZM34 71V70H33ZM220 72H222L221 70H219ZM227 71V70H226ZM224 71L226 74L227 72ZM50 72V71H49ZM55 72V71H54ZM101 75H106V72L105 74L101 73ZM224 72H222L224 74ZM237 71L232 70L231 72H228V74L232 73H236ZM14 73V71H13ZM53 72H51L50 74L52 75ZM64 73V74H65ZM198 73V74H199ZM220 73V74H222ZM259 73V72H258ZM2 74V73H1ZM20 74V73H19ZM14 74L15 76H19ZM26 74V73H25ZM32 74V73H31ZM30 74V75H31ZM55 74V73H54ZM57 74V73H56ZM55 74V75H56ZM84 74V75H83ZM240 74H241V71H240ZM11 75V74H8V76ZM66 75V76H67ZM204 74L202 73V76ZM216 75V76H217ZM231 75V76H232ZM254 75V74H253ZM261 75V74H260ZM3 76V75H1ZM27 76V75H26ZM44 77V79H46L45 81H47V83L43 80H41V77ZM116 77V75H114ZM205 76V75H204ZM213 76V77H214ZM228 76V75H227ZM6 77V76H5ZM13 77V75H12ZM25 77V76H24ZM42 77V78H43ZM52 77V76H51ZM57 77V76H56ZM69 76L66 78H64V81L65 79H68L70 78ZM101 77V76H100ZM199 77V76H198ZM206 77V76H205ZM208 77V78H209ZM212 77V78H213ZM219 77V76H217ZM216 77V78H217ZM221 78H218L219 79V83H220V79L221 81L224 79L225 77V74L224 76L222 77V75L220 76ZM229 77V76H228ZM227 77V78H228ZM254 77V76H253ZM2 78V77H1ZM4 78V77H3ZM9 78V77H8ZM22 78V77H21ZM32 78V77H31ZM55 78V77H54ZM62 78V77H61ZM60 78V79H61ZM62 78V79H63ZM117 78V79H118ZM202 78V77H201ZM223 78V79H222ZM225 78V79H227ZM230 78V77H229ZM237 78V77H236ZM249 78L246 77V79ZM262 78V77H261ZM17 79V78H16ZM14 79L13 77V80H16ZM19 79V77H18ZM17 79V80H18ZM37 79V80H36ZM71 79V78H70ZM70 79H68V83L71 81ZM82 79V78H81ZM80 79V80H81ZM86 79V78H84ZM84 79H82L84 81ZM94 79V78H93ZM203 79V78H202ZM207 79V78H206ZM206 79H203V82L205 83ZM214 79V78H213ZM224 81H227L225 80ZM245 79V78H244ZM1 80V79H0ZM16 80V81H17ZM20 80H18L20 82ZM26 80V79H25ZM49 80V82H48ZM81 80V81H82ZM92 80V78H91ZM103 80V78H102ZM106 80V78H105ZM205 80V81H204ZM210 80V78H209ZM207 80V81H209ZM212 80V79H211ZM237 80V79H236ZM243 80V79H242ZM4 81V79H3ZM9 81L10 82H13L15 83L14 81H12V79L10 80L9 78ZM17 81V83H19ZM75 81V80H74ZM107 81V80H106ZM110 81V80H108ZM107 81V82H108ZM200 81V83H198ZM195 80V82H197V85H195L194 87L196 86H201L202 85V82L201 80ZM5 82H6V79H5ZM66 82V81H65ZM65 82L63 83V85L65 84ZM102 82V81H101ZM100 82V83H101ZM232 82V81H231ZM236 82V81H235ZM242 83V81H240ZM253 82V81H252ZM1 83L4 84V82L1 81ZM0 83V84H1ZM9 83V82H8ZM75 83V82H73ZM72 83V84H73ZM79 83V82H77ZM93 83H96V82H93ZM97 83V84H98ZM99 83V84H100ZM104 83V84H103ZM101 83V86L102 84L105 85V81ZM223 83V82H222ZM227 83V82H226ZM233 83V82H232ZM231 83V84H232ZM238 83V82H237ZM20 84V85H21ZM24 84V85H23ZM90 84V83H89ZM98 84V86H99ZM196 84V83H194ZM225 84V83H224ZM2 85V84H1ZM0 85V86H1ZM5 85V84H4ZM204 85V84H203ZM221 85V84H220ZM235 85V84H234ZM11 86H12V83H11ZM10 86V87H11ZM95 86V85H94ZM94 86L92 87L94 89ZM97 86V85H96ZM100 86V87H101ZM208 90H213V89H218L219 85L215 82H212L209 81L207 82L205 85H204ZM229 86V85H228ZM236 86V85H235ZM239 86V85H238ZM7 87V86H6ZM74 87V86H73ZM80 87V86H79ZM89 87V86H88ZM189 87L191 89L190 93L188 90H186V88ZM205 87H202V88H205ZM222 87V86H221ZM220 87V89H221ZM224 87V86H223ZM233 87V86H232ZM230 86V88H232ZM63 88V87H62ZM96 88V87H95ZM105 88V86H104ZM226 88V87H225ZM246 88V87H245ZM1 89V88H0ZM8 89V88H7ZM64 89V88H63ZM201 89V88H200ZM219 89V91H220ZM223 89V88H222ZM9 90V89H8ZM8 90H6L8 92ZM94 90H97V89H94ZM203 90V89H202ZM85 93H86V90H84ZM188 91V92H186ZM201 91V90H200ZM199 91V92H200ZM204 91V90H203ZM202 91V92H203ZM207 91V90H206ZM225 90L223 89V92ZM227 92L226 93H223L221 95V93L219 94L218 93V90H216L215 92H217L219 94V97H215L217 99H213V100H218V103L221 99H223V103L222 104H219L220 105V109H223L225 108L226 106H228V104H230V102L232 101V97L235 96H231V93L232 92H229L230 90H226ZM232 91V90H231ZM4 92V91H3ZM11 92V93H12ZM88 92V90H87ZM198 92V93H199ZM211 92V91H210ZM214 92V91H212ZM211 92V93H212ZM222 92V91H221ZM235 92V90H234ZM84 93V94H85ZM197 93V92H196ZM201 93V92H200ZM199 93V95H200ZM204 93V92H203ZM202 93V94H203ZM210 93V94H211ZM244 93V92H243ZM2 94V93H1ZM5 94V93H4ZM14 94V93H13ZM61 94V93H59ZM215 94V93H214ZM8 95V94H7ZM11 95V94H10ZM57 95V94H56ZM124 95H129L130 98L126 99V97L124 99H122V97ZM199 95H197V97L199 98ZM207 95V94H206ZM209 95V93H208ZM207 95V96H208ZM13 96V95H12ZM53 96V95H52ZM55 96V95H54ZM53 96V97H54ZM201 96V95H200ZM204 96V95H203ZM2 97V96H1ZM128 97V96H127ZM14 98V97H13ZM51 98V97H50ZM48 97V99H50ZM57 98V97H56ZM55 98V100H56ZM197 98V99H198ZM207 98V97H206ZM237 98V97H236ZM12 99V98H11ZM47 99V98H45ZM195 99V102L196 100ZM200 100H203V98H199ZM204 99H205V96H204ZM210 99V98H209ZM235 99V98H234ZM8 100V99H7ZM207 100V99H205ZM212 99H210L209 101H211ZM212 100V101H213ZM18 101V100H17ZM47 101V100H46ZM57 101V100H56ZM204 101V100H203ZM207 100V102H209ZM217 102V101H216ZM205 103V101H204ZM203 103V104H204ZM210 103V102H209ZM11 104V102H10ZM15 104L12 106L14 107ZM48 104V103H47ZM193 104V103H191ZM196 104V103H195ZM200 104V105H199ZM214 104L215 101H214ZM205 105H209L208 108H210L212 104H205ZM223 105V107H222ZM11 106L9 105V107L11 108ZM233 106V105H232ZM4 107V106H3ZM32 107V106H31ZM53 107V106H52ZM57 107V106H56ZM72 107V109H70ZM202 107V105H201ZM200 107V108H201ZM230 107V106H228ZM256 107V106H254ZM253 107V109H254ZM9 108V109H10ZM45 108V107H44ZM216 108V109H217ZM218 108V109H219ZM27 109V108H26ZM25 109V110H26ZM234 109V108H233ZM252 109V110H253ZM50 110V111H52ZM251 110V109H250ZM256 110V108L254 109ZM12 111V110H11ZM202 111V110H201ZM218 113V110H214V112ZM230 111V110H229ZM234 111V110H233ZM236 111V110H235ZM45 112V111H44ZM226 112V111H225ZM246 112V111H245ZM50 113V112H49ZM213 113V112H212ZM221 113V111L219 112V114ZM223 113V112H222ZM228 113V112H227ZM243 113V112H242ZM234 114V113H233ZM231 113L230 114H227L230 115L228 117H231L233 115ZM253 114V112H252ZM256 114V113H255ZM253 114V115H255ZM221 115V114H220ZM257 115V114H256ZM255 115V117H256ZM260 115V114H259ZM259 115H257V117H259ZM48 116V117H47ZM208 116V115H207ZM206 116V117H207ZM222 116V115H221ZM227 116H224V117H227ZM217 117H220L217 115ZM223 117V116H222ZM261 117V115H260ZM48 118V119H47ZM176 118H180L183 120V123L186 122L187 123V128L189 126V124L191 125V130L189 129V135L187 137L190 138V140H183V136L179 135L177 133V131L173 130L172 133L170 132L171 135H169L168 132V129L171 131V128L170 129V126H168V124L170 123V121L173 123H175L176 121H178ZM205 118V117H203ZM243 118V117H242ZM247 118V117H246ZM47 119L46 121L48 122L49 125H47V129H43L41 126L42 124H44V120ZM176 119V120H175ZM224 119V118H223ZM227 119V118H226ZM234 119V118H233ZM175 120V122H174ZM222 121V119H220ZM204 121V119H203ZM220 121V122H221ZM263 121V120H262ZM182 122V121H180ZM219 122V123H220ZM225 122V121H224ZM227 122V121H226ZM230 123V122H229ZM232 124L234 122H231ZM263 123V122H262ZM172 124V123H171ZM222 125H224V123L221 122ZM231 124V126H232ZM10 125V124H9ZM179 125V124H178ZM186 125V124H185ZM226 125V124H225ZM224 125V126H225ZM228 125V124H227ZM23 126V125H22ZM29 126V127H28ZM173 126V125H172ZM182 126V125H181ZM230 126V125H228ZM261 126V125H260ZM221 127V126H220ZM226 127L225 128L223 127V129L226 130ZM12 128V127H11ZM20 128V127H19ZM23 128V127H22ZM184 128V127H183ZM186 128V129H187ZM222 128V127H221ZM236 128V127H235ZM242 128V127H241ZM259 129V125L256 127ZM14 129V128H12ZM178 129V128H177ZM252 130H254L253 128H251ZM249 129V130H251ZM262 129V127H261ZM188 130V129H187ZM215 131H218L216 129H214ZM247 130V129H245ZM248 130V132H249ZM219 131H223L222 129L219 130ZM235 131V130H234ZM186 132V131H185ZM184 132V133H185ZM186 132V133H188ZM224 132V131H223ZM231 130H230V134H231ZM237 132V131H236ZM247 132V133H248ZM180 133V132H179ZM183 133V134H184ZM219 133V132H217ZM227 133V132H226ZM225 133V135H226ZM229 133V131H228ZM227 133V135L229 136V134ZM238 133V132H237ZM258 131L257 133L256 132H249V136L250 138L252 136L254 137H257V138H264L263 137V133L262 132V136L261 135V132L259 133L258 135ZM182 134V135H183ZM244 134V133H243ZM245 134H246V131H245ZM169 135V136H168ZM224 135V134H223ZM232 135V134H231ZM248 136V134H246ZM234 136V134H233ZM21 137H24V138H21ZM105 137V138H104ZM107 137H109L110 141L105 143L104 145L102 144H99V142L104 138L105 141L107 139ZM157 137V138H156ZM225 137V136H224ZM227 137V136H226ZM54 138H56V142L54 140ZM102 138V139H101ZM188 138V139H189ZM245 138V137H244ZM256 138V139H257ZM50 139H53V140H50ZM103 139V140H104ZM187 139V138H186ZM225 139V138H223ZM228 139V138H226ZM229 139H230V136H229ZM102 140V141H103ZM233 140V139H232ZM258 140V139H257ZM48 141H53V145L50 147V145H48L49 147H47L45 144L43 147H47V149L45 148V150H41V148H38L40 143L41 142H48ZM101 141V142H102ZM228 141V140H227ZM246 140H244L245 142ZM260 141V140H259ZM262 141V140H261ZM260 141V142H261ZM242 142V140L240 141ZM52 143V142H51ZM239 143V142H237ZM236 143V144H237ZM248 143V141H247ZM48 144V143H47ZM50 144V142H49ZM227 144V145H225ZM249 144V143H248ZM230 145V144H229ZM235 145V144H234ZM232 148L233 146L230 145ZM238 146V145H237ZM42 147V146H41ZM220 147V148H219ZM224 147V148H225ZM232 148H227V151L229 149H232ZM237 148V147H235ZM27 153L25 154H22L21 156H16L18 157L17 158V162L15 160H13V157L11 158L10 156H15L16 153H22L23 150H27ZM101 150L102 151H106V152H110V154L112 156H106V155H100L101 156V161L103 160V163L101 162L100 164H98L101 169L100 171L102 173H104V176L101 178L94 170V166L91 167V166H88V162L87 163H81L85 160L87 161H90L92 160L91 159V156H93V154L95 155H98V151L96 150ZM239 149V147H238ZM243 149V148H242ZM99 150V151H100ZM219 150V152L217 151ZM233 150V149H232ZM90 151H93V152H90ZM191 151H196V153H191ZM225 151V152H227ZM234 151V150H233ZM243 151V150H242ZM250 151V150H249ZM248 152V151H247ZM18 153V154H19ZM24 153V152H23ZM229 153H230V150H229ZM228 153V154H229ZM235 153V152H234ZM234 153L231 154L234 155ZM256 153V152H255ZM0 154V155H1ZM102 154V153H101ZM105 154V153H104ZM242 154V153H241ZM241 154H238L241 155ZM244 154V153H243ZM249 154V153H248ZM247 154V155H248ZM24 155V156H23ZM94 155V156H95ZM109 155V154H108ZM230 155V156H232ZM236 155V154H235ZM228 156V155H227ZM237 156V155H236ZM244 156V155H243ZM253 156V155H252ZM256 156V155H255ZM22 157V158H20ZM86 157V158H85ZM98 157V156H96ZM241 157V156H240ZM254 157V156H253ZM12 159V161H15V163H13L12 161L9 160V163L6 162L5 160L7 159ZM85 158V159H84ZM194 158V159H195ZM230 158V157H229ZM232 158V157H231ZM234 158V157H233ZM16 159V158H15ZM19 159H21L19 161ZM90 159V160H88ZM228 159V158H227ZM235 159V158H234ZM237 160H240V159H237ZM244 159H242L241 161L243 162ZM194 161V160H192ZM225 161V160H223ZM195 162V161H194ZM198 162V160H197ZM222 162V160H221ZM235 162V161H234ZM238 163V161H236ZM241 162V163H242ZM181 163V164H182ZM184 163V164H185ZM224 163V162H223ZM227 163V161H226ZM236 163V164H237ZM264 163V162H263ZM9 164V165H8ZM76 164H82L81 167H74ZM188 164V163H187ZM200 164V163H199ZM231 164V163H230ZM238 167H240V162L238 163ZM245 164V163H244ZM250 164V163H249ZM188 165H191L188 164ZM216 165V164H215ZM255 165V163H254ZM18 167H22V168H17ZM210 166V167H211ZM233 166V165H232ZM242 166V165H241ZM141 167V166H140ZM198 167V166H197ZM255 167V166H254ZM134 168L132 170H134ZM189 168V167H188ZM215 168V167H214ZM235 168V169H234ZM23 171H22V170ZM49 170V172H46L45 170ZM54 169H58V170H54ZM122 169V170H121ZM136 169V168H135ZM141 169V168H140ZM139 169V170H140ZM234 169V170H233ZM233 171L232 173H234V171L238 168H237V165L235 167H233ZM44 170V173L42 174L41 171ZM138 170V171H139ZM220 170V169H219ZM10 172V174L8 176H3V175H6L5 172L7 173ZM122 171V172H123ZM130 171V170H129ZM128 171V172H129ZM173 170L169 171V172H172ZM176 171V170H174ZM222 171V170H221ZM46 172V173H45ZM119 172V173H120ZM136 172V171H135ZM142 172V173H141ZM141 172L139 171L140 174L144 175L141 169ZM133 174L134 172H130L129 174ZM145 173V172H144ZM163 173V174H164ZM208 173V172H207ZM123 173L119 174L122 175ZM129 174H123L124 176L128 175L129 177ZM132 174L130 175L132 177ZM156 174V175H157ZM169 174V173H168ZM221 174V173H220ZM230 174V173H228ZM227 174V175H228ZM242 174V173H241ZM253 174V173H252ZM106 175V176H105ZM137 176V172L135 174ZM134 175V176H135ZM152 175V174H151ZM154 175V174H153ZM155 175V176H156ZM162 175V174H161ZM222 175V174H221ZM133 176V177H134ZM140 176V175H139ZM146 176V175H145ZM144 176V177H145ZM154 176V177H155ZM171 176V175H170ZM229 176V175H228ZM234 176V175H233ZM246 176V175H245ZM123 177V176H121ZM120 178V182L121 183V180L122 178ZM153 177V176H152ZM151 177V179H152ZM159 178V176H157ZM166 177V176H165ZM217 177V176H216ZM221 177V176H219ZM247 177V176H246ZM118 178V179H119ZM127 178V177H126ZM130 178V177H129ZM140 178V177H139ZM138 178V179H139ZM156 178V177H155ZM157 178V179H158ZM160 178H164V177H160ZM169 178V177H168ZM239 178H242V177H239ZM125 179V178H124ZM123 179V180H124ZM134 179L138 181V179H136V177L133 178V182H134ZM146 179H147V176H146ZM154 179V178H153ZM156 179V180H157ZM225 179V178H224ZM223 179V180H224ZM235 179V177H234ZM247 179V178H246ZM122 180V182H123ZM128 180V179H126ZM124 180V181H126ZM142 180V179H141ZM148 181V180H147ZM146 181V182H147ZM153 181V180H152ZM158 181V180H157ZM234 181V180H233ZM236 181V180H235ZM234 181V182H235ZM115 182V183H114ZM144 182V181H143ZM145 182V184H146ZM154 182V181H153ZM218 182V181H217ZM220 182L223 183V181L221 180ZM238 182V181H236ZM247 182V181H246ZM261 182V181H260ZM140 183V182H139ZM228 183V182H227ZM241 183V182H239ZM124 184V182L122 183ZM127 184V183H126ZM138 184V183H137ZM236 184V183H235ZM234 184L235 188H236V185ZM121 185V184H120ZM255 185V184H254ZM128 186V184H127ZM217 186V185H216ZM223 186V185H222ZM230 186V185H229ZM238 186V185H237ZM131 187V186H130ZM133 187V186H132ZM131 187V188H132ZM224 187V186H223ZM245 187V186H243ZM115 188V187H114ZM120 188V187H119ZM141 188V186H140ZM227 188V187H226ZM234 188V189H235ZM242 188V187H241ZM239 188V189H241ZM69 189V190H68ZM122 189V188H121ZM238 189V188H237ZM246 189V188H245ZM189 190V189H188ZM236 190V189H235ZM116 191V190H115ZM219 191V190H218ZM223 191V190H222ZM239 191V190H238ZM242 192L244 190H241ZM248 191V190H246ZM110 192V191H109ZM124 192V191H123ZM186 192V191H185ZM228 193V191H226ZM230 192V191H229ZM238 194V192H236ZM235 193V194H236ZM241 193V192H240ZM108 194V193H106ZM124 194V193H123ZM243 194V193H242ZM111 195V194H110ZM132 195V194H131ZM113 196V195H112ZM111 196V197H112ZM236 196V195H235ZM246 196V195H245ZM117 197V196H116ZM239 197V196H238ZM84 198V197H83ZM90 198V197H89ZM107 198V197H106ZM247 198V197H246ZM64 199V198H63ZM55 200V198H54ZM66 200H67V197H66ZM90 200V199H89ZM232 200V199H231ZM245 200V199H244ZM46 201V202H47ZM228 201V200H227ZM233 201V200H232ZM254 201V200H253ZM57 202V201H56ZM62 202V201H61ZM60 202V203H61ZM64 202V200H63ZM63 202H62V205H63ZM66 202V203H67ZM104 202V201H103ZM250 202V201H249ZM252 202V201H251ZM101 203V202H100ZM99 203V204H100ZM231 203V202H230ZM236 203V202H235ZM234 203V204H235ZM48 204V202H47ZM229 204V202H228ZM242 204V203H241ZM264 204V203H263ZM65 205V204H64ZM247 205V204H246ZM249 205V204H248ZM252 205V204H251ZM249 205V206H251ZM95 206V205H94ZM229 206V205H228ZM233 207H229L231 209V211L233 210L232 208H235L234 205H231ZM248 206V207H249ZM67 207V206H66ZM247 207V208H248ZM252 207V206H251ZM250 207V208H251ZM51 208V207H50ZM220 208V207H218ZM59 208H57L58 210ZM65 209V208H64ZM63 209V210H64ZM71 209V208H70ZM222 209V208H221ZM243 209V208H242ZM252 209V208H251ZM56 210V209H55ZM223 210V209H222ZM59 211V210H58ZM219 211V210H218ZM230 211V210H229ZM228 211L229 215H230V212ZM238 211V210H237ZM248 211V209H247ZM249 212V211H248ZM247 212V213H248ZM59 213V212H58ZM58 213H57V216H58ZM67 213V211L65 212ZM64 213V215H65ZM216 213L218 214V212L216 211ZM232 213V212H231ZM237 213V212H235ZM224 214V213H222ZM56 215V214H55ZM61 215V213H60ZM59 215V216H60ZM64 215H61V216H64ZM233 215V213H232ZM236 215V214H235ZM260 215V214H259ZM51 216V215H50ZM60 216V217H61ZM219 216H221L219 214ZM56 217V216H55ZM213 217V216H212ZM217 217V215H216ZM229 218H231L230 216H228ZM234 217V216H233ZM232 217V218H233ZM37 218V217H36ZM67 218V217H66ZM26 219V218H25ZM35 219V218H34ZM255 219V218H254ZM55 220V219H54ZM27 221V220H26ZM47 221V220H46ZM61 221V219H60ZM53 222V221H52ZM67 222V221H66ZM195 222V221H194ZM209 222V221H208ZM215 223V221H213ZM211 222V224L213 223ZM237 222V221H236ZM57 223V222H56ZM210 223V222H209ZM31 224V223H30ZM211 226V225H210ZM28 227V225H27ZM38 227V226H37ZM216 227V226H215ZM26 228V227H25ZM60 228V227H59ZM16 229V228H15ZM24 229V228H23ZM39 229V228H38ZM186 229V228H185ZM243 230V229H242ZM9 231V229H8ZM18 231V230H17ZM252 231V230H251ZM19 232V231H18ZM23 232V231H22ZM13 233V232H12ZM250 233V232H249ZM248 233V235H249ZM257 233V232H255ZM254 233V234H255ZM263 233V231H262ZM34 234V233H32ZM252 234V233H251ZM20 235V233H19ZM25 235V234H24ZM258 235V234H257ZM29 236V235H27ZM254 236V235H253ZM12 237V236H11ZM250 237V235H249ZM26 238V237H25ZM199 238V237H198ZM56 239V238H55ZM7 240V239H6ZM12 240V239H11ZM27 241V240H26ZM229 241V240H228ZM256 240H254V243H255ZM59 243V241L57 242ZM189 244V243H188ZM221 244V243H220ZM57 245V244H56ZM214 244H212V247H213ZM260 245V244H259ZM258 245V246H259ZM15 246V245H14ZM45 246V245H44ZM43 246V247H44ZM219 246V244L215 245ZM53 247V246H52ZM254 248V247H253ZM56 250V249H55ZM207 250H210V248H208ZM218 250V249H217ZM216 250V251H217ZM206 251V250H205ZM206 252H209V251H206ZM214 252V251H213ZM218 252V251H217ZM30 253V252H29ZM2 254V253H1ZM12 254V253H11ZM212 254V253H211ZM209 255V254H208ZM215 255V254H214ZM45 256V255H44ZM213 256V255H212ZM41 257V256H40ZM214 257V256H213ZM81 258V257H80ZM135 258V257H134ZM198 258V257H196ZM195 258V259H196ZM210 258V257H209ZM148 259V258H147ZM85 261V260H84ZM87 261V260H86ZM91 261V260H90ZM95 261V260H94ZM190 261V260H189ZM193 261V260H191ZM219 261V260H218ZM8 262V261H7ZM99 262V261H98ZM131 263V262H130ZM191 263V262H190ZM193 263V262H192ZM222 263V262H221ZM79 264V263H78Z\"/></svg>", "mask_w": 264, "mask_h": 264}]
</instances>
